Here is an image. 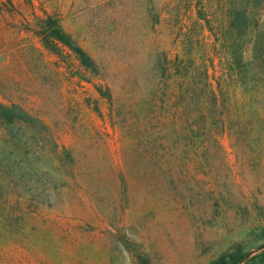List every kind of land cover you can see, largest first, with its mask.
Wrapping results in <instances>:
<instances>
[{"label": "rangeland", "instance_id": "obj_1", "mask_svg": "<svg viewBox=\"0 0 264 264\" xmlns=\"http://www.w3.org/2000/svg\"><path fill=\"white\" fill-rule=\"evenodd\" d=\"M11 1L23 14L30 1L38 16L57 15L100 74L82 80L69 54L43 48L30 30L32 15H0V101L42 119L73 157L69 167L47 149L34 152L24 137L18 145L10 138L23 161L15 159L4 177H50L63 186L44 202L13 203L22 193L11 190L12 206L0 208V264H209L236 249L245 254L238 264H258L264 113L252 128L175 145L165 132L164 100L151 95L158 57L184 56L187 38L197 57L212 58L217 77L214 39L199 15H227L232 2L254 0ZM257 1L264 15V0ZM96 86L109 87L110 102ZM237 91L233 107L241 109ZM144 100L150 109L139 115ZM139 131L163 147L156 153L152 141L147 152ZM22 163L36 172H24Z\"/></svg>", "mask_w": 264, "mask_h": 264}, {"label": "trees", "instance_id": "obj_2", "mask_svg": "<svg viewBox=\"0 0 264 264\" xmlns=\"http://www.w3.org/2000/svg\"><path fill=\"white\" fill-rule=\"evenodd\" d=\"M232 3L226 11L227 15H199L214 39L212 54L218 59L217 77H214L212 58L205 54L197 57L189 47L188 38L184 56L175 55L171 61L163 55L162 58L158 57L157 88L151 95L161 102L164 100L167 116L163 122L165 132L175 145L181 141L194 144L198 137H203L204 142L207 135L212 133L221 135L224 131L230 133L243 131L248 126L252 128L259 124L264 113V15H258L255 10L259 6L257 0L253 1L252 6ZM28 4L29 12L23 14L13 1L1 0L0 15H32L30 30L43 48L57 56L69 54L84 72L80 73L82 80L91 82L92 78L97 77L100 74L99 66L62 28L59 17L45 12L43 16H38L40 14L32 3L29 1ZM237 90L244 100L241 109L233 107ZM96 91L101 98L111 101L109 87L96 86ZM140 107L139 115L144 111L146 114L150 109L145 100ZM249 109H252L251 112ZM0 122L3 125V136H0V208L12 206L7 199L8 195L14 193L12 189L22 193L16 196L13 203L17 204L23 199L32 201L40 196L42 200L46 198L44 202L48 198L47 193L63 186V182L50 177H4L11 173L10 164L15 159L23 161L22 151L14 148L17 142L24 137V141L33 146L34 152L39 150L37 153H43L47 149L60 164L67 161L69 167L73 164V157L66 148H59L51 128L42 119L18 103L0 101ZM150 136L151 141H147V135L143 131L138 132V137L148 144L145 150L150 151V144L154 141V151L157 153L158 148L163 146L156 143L158 137ZM10 138L16 141L14 149L9 145ZM169 154L171 156V151ZM176 158L180 160L179 153H175ZM22 168L28 174L36 172V167L30 163H22ZM244 255L240 249H236L220 255L209 264H238ZM256 259L258 264H262L264 252L258 254Z\"/></svg>", "mask_w": 264, "mask_h": 264}]
</instances>
